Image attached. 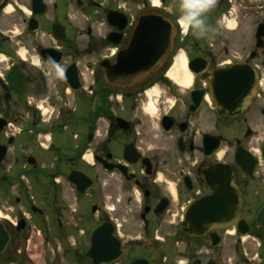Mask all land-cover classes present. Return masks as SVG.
Segmentation results:
<instances>
[{
	"label": "flooded vegetation",
	"instance_id": "1",
	"mask_svg": "<svg viewBox=\"0 0 264 264\" xmlns=\"http://www.w3.org/2000/svg\"><path fill=\"white\" fill-rule=\"evenodd\" d=\"M158 2L0 0V264H36L37 243L51 245L44 264H264L263 252L240 251L237 227L193 237L184 226L190 206L211 193L206 172L230 164L241 217L264 251L248 208L259 173L245 178L235 164L246 149L238 122L250 142L258 115L243 116L264 102V0H214L201 38L179 19L180 0ZM144 14L174 24L172 50L130 90L112 87L103 65L115 63ZM179 56L188 87L170 77ZM231 67L256 69L259 79L232 118L210 96L216 70ZM42 99L54 100L48 120ZM259 116L264 127V109Z\"/></svg>",
	"mask_w": 264,
	"mask_h": 264
},
{
	"label": "water",
	"instance_id": "2",
	"mask_svg": "<svg viewBox=\"0 0 264 264\" xmlns=\"http://www.w3.org/2000/svg\"><path fill=\"white\" fill-rule=\"evenodd\" d=\"M127 24L128 21H124L122 29ZM174 31L173 24L161 15L146 14L139 17L128 45L116 56V62L113 65H103L105 80L110 85L129 89L156 72L172 49ZM257 84L258 75L252 68L216 70L210 82V92L217 112L227 117L242 115L256 94ZM76 88L77 86L74 87ZM250 136L249 130L246 137ZM209 138L206 137L205 140L207 147ZM262 160L264 161V148ZM235 162L243 177H254L258 160L251 153L240 148ZM206 181L212 193L196 200L187 210L185 231L191 236L200 237L212 229L223 230L237 226L238 231L246 236L249 228L241 218L242 195L233 183L231 166L215 164L206 172ZM256 224L264 231V207L256 217Z\"/></svg>",
	"mask_w": 264,
	"mask_h": 264
},
{
	"label": "rangeland",
	"instance_id": "3",
	"mask_svg": "<svg viewBox=\"0 0 264 264\" xmlns=\"http://www.w3.org/2000/svg\"><path fill=\"white\" fill-rule=\"evenodd\" d=\"M54 74V73H52ZM54 76L56 77V75L54 74ZM67 105H71L72 104V100L71 97L65 100ZM47 102V103H44ZM39 105H43L44 106V110L49 109V113L47 114V116L45 117L47 120L49 119V117L52 114V108L54 107V100H40L38 102ZM47 104L49 105V108L47 106ZM254 109L250 110L246 115L244 114V118H249L252 117L253 115H258L257 120L260 119V121L256 120V127L255 130L256 132H254V136L252 138V140L250 142H248L245 139V129H243L242 124H241V120H239L238 122V137L239 139L242 140V142H244V147H246V149L251 148L254 149L255 151L259 152V156L261 154V145L263 144V139H264V127L262 125V117L259 116L260 110L264 109V102H258L257 104L254 105ZM255 115V116H256ZM154 116H156L154 114ZM55 117V114L52 115V119L53 120ZM51 122V121H50ZM251 126V125H250ZM252 127V126H251ZM254 129V128H253ZM226 160H231V158L229 157V154H226L225 157ZM259 177L260 180L259 182L253 183L252 186H250L251 189V193H249V204H248V208L252 209V216L254 217L255 214L264 206V166H262L260 168L259 171ZM255 191V193H254ZM37 243V242H36ZM260 245V241L256 239V236H249L246 239H242L240 240L239 246H240V251L242 253H246L250 258L251 257H256V255L258 253H262L264 254V251L261 250L259 248ZM32 249L35 253H38V257H35V261L36 264H44L49 263L51 257L53 258V256L51 255V245H48L47 243L41 244V243H37L35 245L32 246ZM257 260V259H256ZM257 262V261H256Z\"/></svg>",
	"mask_w": 264,
	"mask_h": 264
},
{
	"label": "clouds",
	"instance_id": "4",
	"mask_svg": "<svg viewBox=\"0 0 264 264\" xmlns=\"http://www.w3.org/2000/svg\"><path fill=\"white\" fill-rule=\"evenodd\" d=\"M214 3V0H180L179 19L186 27L192 30V34L197 38L205 37L210 31L206 24L204 14Z\"/></svg>",
	"mask_w": 264,
	"mask_h": 264
},
{
	"label": "bare ground",
	"instance_id": "5",
	"mask_svg": "<svg viewBox=\"0 0 264 264\" xmlns=\"http://www.w3.org/2000/svg\"><path fill=\"white\" fill-rule=\"evenodd\" d=\"M154 6H158L159 2L158 0H153ZM186 60L183 56H179L176 59V62L172 68V71L170 73V77L177 81L178 83L182 84L184 87H188L191 81L190 74L187 71L186 66ZM150 112H154V108L151 104H149L147 108ZM258 153V152H257Z\"/></svg>",
	"mask_w": 264,
	"mask_h": 264
}]
</instances>
